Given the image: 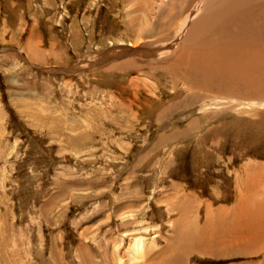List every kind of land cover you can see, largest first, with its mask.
I'll use <instances>...</instances> for the list:
<instances>
[{
	"label": "rangeland",
	"instance_id": "374dc122",
	"mask_svg": "<svg viewBox=\"0 0 264 264\" xmlns=\"http://www.w3.org/2000/svg\"><path fill=\"white\" fill-rule=\"evenodd\" d=\"M199 8L0 0V264L158 263L222 216L245 240L182 264H264V87L198 72Z\"/></svg>",
	"mask_w": 264,
	"mask_h": 264
},
{
	"label": "bare ground",
	"instance_id": "6f19581e",
	"mask_svg": "<svg viewBox=\"0 0 264 264\" xmlns=\"http://www.w3.org/2000/svg\"><path fill=\"white\" fill-rule=\"evenodd\" d=\"M199 10L200 15L191 23L186 21V26L183 27L184 32L187 30L185 40L189 44L184 52L192 55L196 61L204 60L198 72L210 74L209 67L214 62L219 65L222 75L225 76L223 79L231 83L228 91L237 89V85L245 89L254 88L256 85L264 87V0H200ZM224 223L222 216L218 225ZM244 225L245 222H242L241 226ZM244 228L234 229L229 226L223 232H216V237L210 234L208 228L200 235L198 233L199 236L193 234L191 243L183 241L182 247L178 245L176 248L175 253L180 257L176 260L179 263L183 262L185 256L191 252L215 255L217 252L229 251L233 249L231 239L233 233L239 234L245 240L242 234L245 233ZM249 237L248 243L259 238L255 234ZM142 242L143 240L138 238L132 243L130 252L132 260H143L146 250ZM176 242L179 244V239ZM149 264L159 263L152 261ZM161 264L170 262L167 260L164 263L162 260Z\"/></svg>",
	"mask_w": 264,
	"mask_h": 264
},
{
	"label": "crops",
	"instance_id": "0c3cea01",
	"mask_svg": "<svg viewBox=\"0 0 264 264\" xmlns=\"http://www.w3.org/2000/svg\"><path fill=\"white\" fill-rule=\"evenodd\" d=\"M248 213H249V211H248ZM210 217V216H209ZM246 221V219H244L243 220V222H245ZM245 223H248V222H245ZM225 224H227L226 222L223 224L224 225V227L222 226V228H220L219 229V231H217V233H220V232H223L224 231V229H227L229 226H227V225H225ZM204 231L206 230V229H203ZM240 232V231H239ZM242 233V232H241ZM242 234H246V233H242ZM257 236V235H256ZM258 237V236H257ZM244 239H245V235H244ZM172 248H171V252H173L174 251V253L176 252V248L178 247V244H177V242H176V245H173V246H171ZM239 248V247H238ZM175 249V250H174ZM230 250H234V249H230ZM229 250V251H230ZM173 253V254H174ZM170 255H171V257H166L167 259L166 260H163L164 261V263H166V261L168 260L169 262H170V264H172L173 262H174V264H182V262L181 263H179L176 259L178 258V259H180V257H179V255H172V253H170ZM200 255H202L201 253H200ZM159 264H161V262H158Z\"/></svg>",
	"mask_w": 264,
	"mask_h": 264
}]
</instances>
